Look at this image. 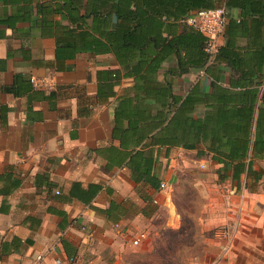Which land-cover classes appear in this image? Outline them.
I'll list each match as a JSON object with an SVG mask.
<instances>
[{
  "label": "crops",
  "instance_id": "1",
  "mask_svg": "<svg viewBox=\"0 0 264 264\" xmlns=\"http://www.w3.org/2000/svg\"><path fill=\"white\" fill-rule=\"evenodd\" d=\"M251 3L264 14V1L237 0L227 52L212 65L182 71L171 56L137 87L113 53L63 47L73 25L62 2L0 0V264L92 263L153 225L161 191L149 182H168L182 154L222 167L204 125L217 88L236 79L230 63H264V15ZM253 169L264 172V157ZM251 182L258 191H247ZM241 183L251 219L213 264H264V175Z\"/></svg>",
  "mask_w": 264,
  "mask_h": 264
},
{
  "label": "trees",
  "instance_id": "2",
  "mask_svg": "<svg viewBox=\"0 0 264 264\" xmlns=\"http://www.w3.org/2000/svg\"><path fill=\"white\" fill-rule=\"evenodd\" d=\"M54 1L62 2L58 12L73 25L67 28L63 47L92 49L96 54L113 53L137 87L153 79L161 64L171 56L178 59L182 71L186 70L185 65L204 67L207 60L205 35L191 26H184L179 32L180 22L194 11L220 4L217 0ZM234 5L237 0L227 3L229 18ZM253 7L254 3L253 15H264L261 8ZM227 46L229 43L226 47L221 45L219 54L221 49L222 53L227 52ZM183 54L187 58L185 63L181 59ZM261 64L242 71L243 63H230L236 69V79H231V87L217 88L212 116L204 125L205 129L211 126L210 141L219 148L210 152L211 158L222 164L218 175L223 181L230 180L236 189L242 185L243 176L258 183L264 175L253 169V160L264 157V70ZM182 122L179 119V125L185 123ZM200 129L202 126L196 124V133ZM149 183L157 193L161 191L160 181L151 179ZM152 202L153 199L149 200L148 206ZM156 210L155 206L151 209L152 213ZM149 213L147 210L146 216Z\"/></svg>",
  "mask_w": 264,
  "mask_h": 264
},
{
  "label": "rangeland",
  "instance_id": "3",
  "mask_svg": "<svg viewBox=\"0 0 264 264\" xmlns=\"http://www.w3.org/2000/svg\"><path fill=\"white\" fill-rule=\"evenodd\" d=\"M182 156L179 168L160 192L153 225L143 230L147 238L134 245L136 234L143 231L124 235L119 247L102 249L88 264H213L229 248L234 249L242 234L237 230L251 219L244 186L236 189L211 164ZM259 186L251 182L245 188L255 192Z\"/></svg>",
  "mask_w": 264,
  "mask_h": 264
},
{
  "label": "built area",
  "instance_id": "4",
  "mask_svg": "<svg viewBox=\"0 0 264 264\" xmlns=\"http://www.w3.org/2000/svg\"><path fill=\"white\" fill-rule=\"evenodd\" d=\"M219 5L212 9H202L194 11L186 20L187 24L194 27L205 35L206 45L205 53L207 55L208 65H212L220 50V46L225 37L226 26L229 21L227 3L229 0H217ZM166 187L165 183L161 184V191ZM120 225H116L119 228ZM147 238L145 232L136 234L133 244L140 245ZM41 259V258H40Z\"/></svg>",
  "mask_w": 264,
  "mask_h": 264
}]
</instances>
